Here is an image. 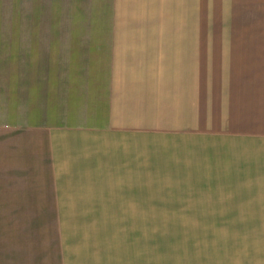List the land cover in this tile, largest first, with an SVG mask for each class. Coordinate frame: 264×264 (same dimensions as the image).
Returning a JSON list of instances; mask_svg holds the SVG:
<instances>
[{"label":"crops","instance_id":"crops-1","mask_svg":"<svg viewBox=\"0 0 264 264\" xmlns=\"http://www.w3.org/2000/svg\"><path fill=\"white\" fill-rule=\"evenodd\" d=\"M156 26L116 24L113 41L104 26L0 22V206L33 209L27 218L56 225L50 247L42 238L28 246L51 249L57 264H264V86L228 99L227 131L187 126L186 98H173L171 82L150 71L162 59L159 35L140 45ZM156 192L213 193L217 202L203 207L241 218L216 222L259 230L224 248L205 233L138 231L141 221L173 222L141 210L156 207L148 201ZM184 205L164 207H193ZM156 234L180 242L157 246Z\"/></svg>","mask_w":264,"mask_h":264},{"label":"rangeland","instance_id":"rangeland-1","mask_svg":"<svg viewBox=\"0 0 264 264\" xmlns=\"http://www.w3.org/2000/svg\"><path fill=\"white\" fill-rule=\"evenodd\" d=\"M0 22L12 25L39 23L45 27L78 26L77 29H101L104 26L107 31L104 35L113 41L117 33L112 30L116 24L157 25L154 31L151 28L149 33L141 32L144 37L140 38V45L147 44L146 35H159L155 39L162 46V59L157 61L155 58V69L150 67V71L155 74V80L165 79L166 85L171 82L173 98L179 91L183 99L186 98L187 110L181 112V118H188L184 119L187 126L203 123L202 127L206 128L204 125L218 123L219 130L227 131L228 121H233L234 116L230 113L228 99L235 96L242 99L245 87L259 86L260 82L264 86V81H261L264 78V0H0ZM128 33L132 37L131 32ZM120 35L126 38V33L120 31L117 39H121ZM46 46L49 44L45 43ZM257 68L261 69L259 73ZM253 74L261 78L253 81L250 79H253ZM212 94L216 100L213 99V103L210 101ZM192 99L198 101L194 103ZM204 100H209V105L204 104ZM236 106L233 105L232 110ZM195 109L197 114L204 116V120L195 119ZM240 110L244 113V108ZM174 113L179 114L178 111ZM19 159L17 157L14 163ZM198 195L193 193V197ZM204 195L207 193L187 200L171 192L149 194L154 198L148 201L155 203L156 207L141 210L144 213L155 210L156 219L168 217L173 222L141 221L138 231L166 233L168 236L170 233H205L207 243L219 242L218 246L224 248L228 241L240 243L243 232L259 230L258 225L216 222L218 219L241 218L217 216V209L202 206L217 202L210 198L213 193H209L208 199L202 197ZM218 201L220 204L228 203L227 200ZM184 204L194 208L164 207ZM32 210L18 207L15 203L0 206V264H57V256L52 255L51 249L41 247L37 250L28 246L37 247L39 238H42L43 244L47 241L50 247L52 241L46 236L56 227L46 217L41 219L46 223L35 217L27 218ZM40 210L43 213L45 209ZM221 210L224 215H228V211L230 215L235 212L234 208ZM162 237L156 234L157 246L180 242L179 239ZM231 247L235 246L231 244Z\"/></svg>","mask_w":264,"mask_h":264}]
</instances>
